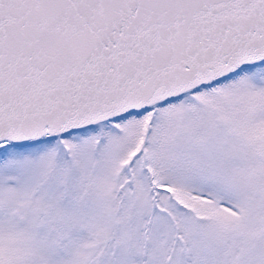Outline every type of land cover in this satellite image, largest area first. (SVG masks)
I'll return each mask as SVG.
<instances>
[{
  "label": "snow or ice",
  "instance_id": "obj_1",
  "mask_svg": "<svg viewBox=\"0 0 264 264\" xmlns=\"http://www.w3.org/2000/svg\"><path fill=\"white\" fill-rule=\"evenodd\" d=\"M0 264H264V0H0Z\"/></svg>",
  "mask_w": 264,
  "mask_h": 264
}]
</instances>
